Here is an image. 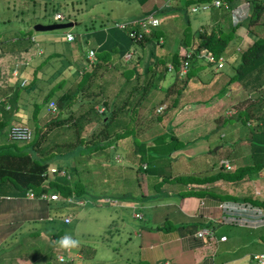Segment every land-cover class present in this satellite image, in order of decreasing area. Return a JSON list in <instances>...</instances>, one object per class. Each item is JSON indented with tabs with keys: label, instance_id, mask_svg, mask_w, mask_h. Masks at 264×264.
Masks as SVG:
<instances>
[{
	"label": "trees",
	"instance_id": "1",
	"mask_svg": "<svg viewBox=\"0 0 264 264\" xmlns=\"http://www.w3.org/2000/svg\"><path fill=\"white\" fill-rule=\"evenodd\" d=\"M56 1L60 3L59 1L61 0ZM139 1L144 3L146 0ZM218 1L219 3L215 4L214 0H185L183 3L169 0L166 4H162L161 6L155 5V7L147 9L145 13L153 12L159 15L163 11L186 13L188 9L194 13L201 8L203 10H209L211 13V21L209 26H194L192 31V27L186 25V23H189V20L186 22L184 17L178 21L182 23V27L178 29L176 37L172 39L170 37V33L173 32L171 29L172 32H168V39L164 34L162 26L164 25L165 29L169 26V24H165L164 22H160L158 26L153 27L151 33L145 35L140 40L135 41L125 35L128 39L127 46L130 44L133 45L134 51L131 57L135 58L134 56L138 55L134 60L136 64H134L133 59L130 60L131 57L128 59L121 58L123 52H120L118 48L113 46L109 50L101 48L97 53L94 51L92 55H89L88 51L83 58L86 60L85 63L80 61L82 64H77L75 67L68 63L67 68L71 67L69 71L72 72L74 78L69 81L65 90L57 95L58 89L64 85V82H67L64 71L66 61H61L62 67L52 76L54 83L51 82L49 84L48 93L41 101L42 105L47 104L50 100L55 101L58 106L56 113L51 114L53 117H49L46 122L42 123L39 117H36L40 109V102L34 101L32 103L34 110L32 113L36 124L33 126L32 138L26 141L11 140L0 136V183L7 182L14 188L15 194L19 195H25L29 190L34 191L36 194L54 191L63 199V202H57L59 206L70 207L71 212L73 209L74 213H72L75 216L76 211H79L80 208H74L72 207L73 205L102 204L98 199L101 196L86 197V183H90L92 179L95 182L97 181V177L106 175L108 178L111 177L113 181H118V185L122 189V180L128 173L126 174L124 171L118 170V166L122 168L123 163L122 161L118 162V158L114 157L116 153L113 156L114 159L111 160V166L91 165L94 164V161L97 159L96 157H98L97 155H100L98 152H104L106 147H117V139L132 136L135 141L132 144L131 154L133 156L135 155L134 157L136 159V164L133 167L136 166L134 169L137 173V184L140 186L145 185L148 180H144L143 176L148 166H155L154 156L161 153L163 155L170 154L188 142L179 135L187 123L184 124V121L174 123V119L172 120V117L170 118L177 107L178 101L182 97H185L182 106L188 102L197 106L198 104L201 105L204 103L212 104L217 101L218 97L224 96L225 91L232 89L234 85L246 87L245 81H247L251 82L252 88H260L264 84V34L256 36L251 43H248L243 48L240 45V48L237 49L240 51L232 49L235 48L234 44L241 36L239 32L240 28H242L241 22L243 19L238 20L235 24H232L231 21V16L234 19L233 9L240 0ZM45 2L50 1L46 0ZM68 2L69 0H67ZM249 2V23L252 24V22L254 23L260 20L254 29L258 27L264 29V0H249ZM30 3V7L33 8L38 1L31 0ZM0 4H2L1 0ZM204 5L206 6L203 7ZM193 6H196V8L192 9ZM6 7L8 6L6 5ZM56 8L60 9L59 12L62 13V20H64L65 13L62 11V6ZM69 16L70 13L68 15L66 14V18ZM224 20L227 22L226 27H224ZM188 27L191 28L188 29ZM115 29L123 33L122 30ZM28 34L29 32L27 31L25 34H21L22 36L18 39L30 37V34ZM134 45L136 47L140 46L139 49L141 51L136 53L138 49ZM157 46L162 48L156 49ZM186 46L194 47V55L190 60L185 52L181 51ZM201 48L209 51L212 59L207 60L205 56L198 59L196 53H200L203 50ZM82 52L80 51V53ZM55 53L60 58L62 57L60 56L61 50H57ZM229 56H232V61L227 59ZM220 57H222L224 62L222 66H218ZM186 59H188L186 61L187 69L184 75L181 76L180 70ZM138 63L141 64V72L137 71ZM43 64L44 61H42L41 66ZM226 65L232 66V73L228 72ZM115 69L120 71L124 76L122 85H126L128 80L133 78V84L130 90L122 98H117L118 92L110 96L107 93L105 94V85L103 82L106 83V78H104L103 82L100 81L104 71ZM203 73L207 75V79ZM168 78L169 83L167 88L161 87L163 85L162 81ZM122 85L120 88H122ZM153 90H156L157 95L163 92L164 95L160 100L161 102H164L167 98H172L170 105L161 114L157 113L156 107L154 109L152 106L153 97L151 94ZM55 95L57 96L54 99H50ZM261 98L250 100L248 105H245L244 108L239 110L237 119L225 117L227 120L223 122L225 123L228 119H234L244 121L249 126V130L245 136L240 138L242 139L240 142L249 146L252 155L251 164L246 165V167L243 166L244 169L241 172L240 169H242V166H237L233 169L231 165L230 168L225 169L222 165L221 170L207 176V179L222 178L225 180L239 181L246 177L245 173L247 171L249 172L247 176L254 178L257 171L264 168V94ZM243 101L245 102V100ZM256 101H258L257 111L259 113L256 116H250L247 110L248 106ZM225 105L221 104L219 106L223 107ZM2 106L0 104V111L4 108ZM100 106H103L104 110L99 111L98 108ZM144 109H146L149 115L146 118H150L153 121V128H151V123L143 127H137L140 121L145 122L144 119L140 120L141 117H139L141 114L139 111L141 110L142 112ZM168 118H170V123L164 125V122ZM249 119L253 121L251 122ZM198 121L193 122V125L201 124L203 130H208L205 121ZM90 122H95L94 128L88 134L87 132L81 134V130L85 129L86 125ZM8 125L9 121L7 118H0V134H3L8 128ZM159 125L168 127V130L157 133L150 142H147L148 140H138V132L144 130L155 131L154 129L160 128ZM220 125L222 126L223 124L220 123ZM57 126L64 128V131L72 127L75 128L74 132H70L69 135L72 139L76 138L75 142L68 140L59 144L56 142L55 137H51L46 143H42L44 133ZM95 126H98V128L96 129ZM57 134H59V131H57ZM49 144L52 145V148H49ZM54 151L55 153H51ZM70 151H74L75 153L70 154ZM117 152H120V155L127 157V159L134 158L126 155L128 152L123 151V149ZM90 153L91 155H89ZM53 154L54 156H52ZM81 155H87L86 163H84L85 166H82V168L77 165L79 159L76 158ZM74 157L76 160H72L74 169L71 172L64 167V164L60 160ZM53 162L56 163L58 171L51 172L49 170ZM63 168L67 172L60 175L59 171ZM85 175L89 177L88 182L87 178L85 179L84 177ZM57 176H62L63 180L60 182L55 181ZM154 176L158 177L159 175ZM191 177L193 175H184L181 178L188 181ZM74 179H76L74 184L70 185V180ZM202 179V182L208 181L205 180V177ZM69 195L72 196V201L65 202V198ZM114 197L115 195H110L104 199L106 202L113 201V203H116ZM78 200L82 201L79 203ZM250 201L253 203L258 202L257 200ZM261 204L264 205V202L261 201ZM72 218L68 223L72 221ZM68 223L64 222V224ZM59 235L58 230L51 237H55L56 239ZM71 259L66 260L62 256L55 263L73 264L70 261ZM75 261L77 263L79 261L81 262V260ZM42 264H49L48 260Z\"/></svg>",
	"mask_w": 264,
	"mask_h": 264
},
{
	"label": "crops",
	"instance_id": "2",
	"mask_svg": "<svg viewBox=\"0 0 264 264\" xmlns=\"http://www.w3.org/2000/svg\"><path fill=\"white\" fill-rule=\"evenodd\" d=\"M151 1H153V3L149 8L159 5L157 4V0ZM163 4H166V2ZM145 11H147V9L143 10L141 13H144ZM138 14L140 13L135 15ZM123 18H127V16H123L121 19ZM78 28H80V24ZM67 31L73 33L74 38L72 40L66 39V42L63 40L54 41L49 39V37L44 40L39 38L38 40L36 35H33L30 32V37H26L24 40L15 38L14 40H11V42H3L0 39V104L4 106L3 110L0 111V118H7L8 121H10L9 125L16 122L11 119L18 121V117L21 116L23 118L28 112L34 111L32 103L35 101L34 99L36 97L38 100L42 101L44 96L48 93L49 84L51 82L54 83V78H52V76L62 67L61 59H64L66 65H68V63H73L74 58H77L80 62L79 58L83 59L86 56V52L83 56V53H80V51H83V48L76 53L77 51H75V48L73 47L76 45H69L67 43L68 41H74L77 37L76 31L73 29H68ZM79 31L84 32L86 40H93L92 42H95L96 46H101L104 49L106 48V50H109L111 47L110 45L114 41L122 43L123 47L128 44V39L125 37V33H121L116 29L115 31L119 35L116 37L104 26L100 31L92 28H88V30L86 28L79 29ZM32 36L34 39H32ZM170 37L172 39L171 33ZM78 39L80 40V43H78L77 46L81 48V40H83L82 35H79ZM61 42L63 45H61ZM32 43H35L37 45L36 47L43 53L37 54V56L34 53L33 58L36 56L38 58L37 60L32 59L33 61H28L26 63L21 60L18 61V57H21V59L23 57L20 53L27 50L26 47L28 48ZM47 43L52 44L55 48H48ZM94 48L95 47L89 49ZM99 49H96L97 51L94 49L96 51L95 53H97ZM46 50L51 51L48 55L52 54L53 59L51 62H55V65L51 67L50 72L45 70L47 64L50 63L41 66L42 61L46 58ZM57 50H61V53H63L61 58L55 53ZM72 51L76 54H74V58ZM10 57H16L17 60L8 64L5 71L4 68L6 66H3L2 62H6ZM30 64L32 65L30 66ZM65 68L67 67L65 66ZM70 68H67V70ZM52 69L54 71H52ZM203 75L207 79V75L204 73ZM23 79H25V82L22 84ZM36 79L40 82L35 83ZM44 82L47 83V85L44 84ZM237 88L238 86H233V89ZM57 95L50 99H54ZM184 101L185 97H182L170 116V118L172 117V120L174 119V123L179 120L181 121L189 115L185 112H181L182 114L179 113V107L184 104ZM218 102L219 101L212 103L213 105L216 104L214 111L219 108ZM212 104L210 108L213 106ZM199 105L200 104H198V106ZM206 108H208V106L205 107V109ZM199 110H201V107H196L194 109V112L197 111L195 112L197 113L195 116L200 122L205 121L207 123L208 130H203L201 124L193 125V122L199 121H192L191 119L185 121L187 125L184 126L179 135L188 142L185 143L183 147L174 150L170 154L163 155L161 153L154 156L155 166H148L147 171H149H145L143 176L144 180H148L145 185L140 186L137 184V173L132 166L136 161L134 157L132 159H127L126 164L122 167V171L126 174L128 173L122 180V189L120 188V185H118V187H115L114 189H109L110 193H106L104 190L100 193L91 195V197L101 196L98 199L102 204H110L112 206L111 208L105 209V212L107 213L106 219L111 217V212L119 213L121 211L119 213V218L121 217L123 219L129 215V225L125 228L126 232L123 235V246L127 245L131 235L135 237V240H133L129 246L135 247L134 252L133 249H130V254L128 256L134 264H158L165 260H169L175 264H253V254L264 253V205L261 204V201L264 202V181L259 180V178H264V168L257 171L254 178H249L247 176L249 172L247 171L245 173L246 177L244 176L245 178L239 181L225 180L222 178L213 180L211 178L210 180L207 179V176L215 174L222 169L221 160L228 159L233 169L237 166H242V169H240L241 172L244 169L243 166L246 167V165L248 166L251 164L252 155L249 146L240 142L238 153L235 156L239 155L241 159L243 153H246L247 155L249 152L251 160L245 164H240V160L238 161L234 158L235 156H222L218 159L217 163L211 164V157L209 156L210 152H212V150L216 151L220 146L224 147V145L220 143L218 136L212 137V135H217V132H219V136H225L224 129L218 130L221 128L220 123L223 125L224 123L223 119L218 121L219 114L210 113L212 111H207L200 117ZM42 113H45L47 116V110L45 111L43 109ZM192 115L194 114H191L190 118ZM170 118L165 122L163 121L164 125L170 123ZM159 127L160 128L158 129H154L155 131L144 130L138 132V140H148L147 142H150L154 135L168 130V127L166 126L163 127L159 125ZM234 128L235 126L232 125L230 130L233 131ZM7 129L3 132L6 138H8ZM208 137H210V139ZM133 141L135 140L132 136H128L125 145H122V147L125 149L127 146L132 148V144H134ZM138 142L141 143L140 141ZM191 143L194 144L191 147H188ZM101 153L103 155L105 152ZM196 156H201L207 166L193 164V167L195 168L194 171L183 167L181 164V167L178 166L173 168L174 162L178 163V160L180 159H182V161H191L193 158H196ZM98 157L99 160L97 165L111 166V164L104 159L106 156H101V158L98 155ZM157 174L159 176L155 177L154 175ZM184 175H193V177H191L190 180L185 181L181 178ZM202 176L208 181L202 182ZM84 177L85 179L87 178L88 182L89 177L87 175ZM75 180L76 179L70 180V185H73ZM96 180L97 183L102 181L105 182V180H107L108 183H106V185L108 186L118 184V181H113L111 177L108 178L106 175L97 177ZM99 186L102 185L100 184ZM14 191V188L7 182L0 183V241H5L4 237L15 235L16 228L18 229L26 224L29 225L30 222L33 229H38L37 233L33 235L39 236L44 230L46 233H49V237H51L53 233L58 231L54 219H50L51 214L49 213L51 210H48V212L44 214L46 205L42 204L37 196L30 198L27 194L19 195L15 194ZM110 195H115L114 200L116 203H113V201H105L104 198ZM68 197L71 198L72 196L69 195ZM35 198L37 199L35 200ZM58 199L53 201L49 200L48 202H56ZM65 199V201H69L68 198ZM222 200L246 202L251 205V207L259 208L261 212H254L252 209H245L236 215V221H222L221 215L223 213L218 207V203ZM250 200H257L258 202L253 203ZM54 204L56 207L59 206L58 203ZM23 205L25 206V214L21 210ZM165 207L166 209L164 210ZM118 209L120 211H118ZM63 210V217L67 214H73L68 206H63ZM19 211H21L24 216L21 214L18 216ZM136 213H139V215H136ZM73 216L74 214L72 217ZM18 217H22L19 218L20 221L17 219ZM45 217L47 219H45ZM62 224H64L63 220ZM206 226L213 228L215 235L213 238H210L207 235H204L203 237L196 235L197 230ZM53 230L55 231L53 232ZM107 230L108 229L105 228L103 234ZM220 235H226V238L220 240ZM105 238L108 242L112 241L111 236ZM116 240H120V238ZM23 241L27 242L25 240ZM7 248L8 247H3L1 250L4 252L1 251V254L7 253ZM38 250V252H41L38 257L44 256V258L41 260L39 259L38 262L31 263L28 259L29 257H25L24 259L28 260L23 262H17L14 258L10 260L6 259L5 264H12L11 261H16L14 264H42L46 260H48L49 264H58L55 263L56 260L50 259V255H47L45 249L43 250V247ZM59 256H63V254L61 253ZM70 259L73 264H82V262L77 263L73 257H70Z\"/></svg>",
	"mask_w": 264,
	"mask_h": 264
},
{
	"label": "rangeland",
	"instance_id": "3",
	"mask_svg": "<svg viewBox=\"0 0 264 264\" xmlns=\"http://www.w3.org/2000/svg\"><path fill=\"white\" fill-rule=\"evenodd\" d=\"M1 1L4 6L0 4V39L3 42L5 41L11 42V40H14L15 38H20V36H22L21 34L23 33L25 34L27 31L33 35L35 34L38 40L39 38L41 40H44L49 37V39H52L54 41L63 40L64 42H66V35H64L65 32L68 29H73L74 31H76L77 37L74 41H68L67 43L69 45H76V46H73L75 48V51H77L76 53H78V51H80L82 48L84 52H88L89 48H93V47H95L94 48L95 50L102 48L101 46H96L95 42H92L93 40H90V41H88L89 39L86 40V37H84L85 36L84 32L79 31V29L86 28L88 30V28H92V29H97L98 31H100V29H102L104 26L106 29H109L115 35V37L119 36L118 33L115 31V28H118V27L115 26L114 22L125 19V18L121 19L123 16H127L128 18L131 15L141 13L143 12V10L148 9L153 3V1L151 0H148L145 3H141L139 0H69L68 3H67V0H61L59 1L60 3H58V1L56 0H49L50 2H45L46 0H36V2L38 1V3H36L34 7L31 8L30 7L31 0L29 1L28 0H1ZM157 1H158L157 4H159L158 6H161L164 2H168L169 0H157ZM175 1L179 3H183L185 0H175ZM6 5L8 7H6ZM58 6H62V11L65 13V16L66 14L68 15L70 13V16H69L70 18L69 19L66 18V19L67 20L74 19L73 21H76L75 24L67 28H58V29H53V30H48V31H36L33 28V25L36 22L48 23V22L61 21V20H55L53 16L56 11L60 10L59 8H56ZM202 10L203 9L199 8L198 11L194 13H192L189 9L186 11V13H181V12H176V11L160 12L159 13L160 22L169 24L168 28L166 29L164 25L162 26L166 38L167 39L169 38L168 32H172V31H173L171 33L172 38L176 37L178 29L182 27V23L178 21H180L184 17H185L186 22L189 20V23H186V25L191 26L192 31H193L194 26H199V25L209 26L210 21H211V13L209 12V10H203V11ZM245 13L246 11L242 12V14L240 15V17H244L241 22L242 28H240V32H239L241 33V36L235 42L234 44L235 48H232V49L237 50L240 48V45L243 48L248 43H251L256 36L264 34V29L260 27L254 29L255 25L259 24L258 22L260 20H257L254 23L252 22V24H250L249 18H248L250 14V10L248 11L247 16H245ZM231 21H232V24H235L238 21V19L237 18L233 19L231 16ZM223 23H224V27H226L227 22L224 20ZM79 24H80V28H78ZM191 27H188V29H190ZM79 35H82L83 40H86V41L81 40V44H82L81 48L77 46L78 43H80V40L78 39ZM125 35L127 34L125 33ZM21 40H24V38H21ZM47 45H48V48H55L52 46V44L47 43ZM61 45H63L62 42H61ZM36 46L37 45L35 43H32L28 48H26L27 50L22 51L20 55L22 54L23 57L22 59L21 57H18V61L20 60L25 61L26 63L28 61H33L32 59L37 60L38 59L36 57L37 54H41L43 52ZM110 46L119 48L118 50H120V52H123L122 57H121L123 59L125 58L126 51H129V50L134 51L133 45L131 44L129 46L123 47L122 43L114 41ZM136 48L138 49L136 53L141 51V49H139L140 46ZM161 48L162 47H159V46L156 47V49H161ZM237 51H240V50H237ZM50 52L51 51L49 50L45 51L46 58L44 60V64L50 63V64H47V66L45 67V70H47L48 72H50L51 67L55 65V62H51L53 59V55L52 54L48 55V53ZM34 53L36 56L33 58ZM74 54L75 53L73 52V58H74ZM62 55L63 53L60 54V56ZM136 56L138 55H135L134 56L135 58L131 57L130 60L133 59L134 61L136 59ZM231 58L232 56H229L227 59H229V61H232ZM79 59L83 63L86 62L85 59H81V58ZM16 60H17L16 57H10L6 60V62H2V65L6 66L4 68L5 71L8 67V64ZM60 61H65V60L61 59ZM81 62H79L77 58H74L72 65L75 67L77 64H82ZM134 64H136V62ZM31 65L32 64H30V66ZM226 68H228L229 73H232V66L230 67L229 65H226ZM137 69H138L137 71L141 72L140 63H138ZM52 71L54 70L52 69ZM64 71H65L67 82H64V85L60 89H58L57 94L62 93V91L65 90L66 86L69 84V81H71L72 78H74L72 72L67 70V68L66 69L64 68ZM104 78H106V83L103 82ZM132 80L133 78H130V80H128L126 85H122L124 81V76L120 73V71L116 69L104 71L102 77L100 78V81H102L103 84L105 85V94L107 93V95L110 96L118 92L117 98L118 97L122 98L123 96H125L128 90H130L133 84ZM37 82L39 83L40 81L36 79L35 83ZM168 83H169V78L167 80L162 81L163 85H161V87L167 88ZM44 84L47 85V83L45 82ZM245 84H246V87L238 85L237 89H233V88L228 89L225 91L224 96L218 97L217 98V101H219L218 105H221V104H226V105L223 107L218 106L219 108L216 111H214L216 104L210 108L211 104H207V103L201 104V106L190 104V102L186 103V105L180 108L179 113L185 112L186 114H189V115H187L181 121L180 120L176 121V123L184 121V124H185L186 123L185 121H188L190 119L192 121H198L195 116V114H197L195 112L197 111L194 112V109L196 107H201V110H199L200 117L203 116L207 111H212L210 113L219 114L218 121H221L220 119H223V122L227 120V119H224V117L226 118L230 117V118L237 119L239 110L244 108L245 105H248L250 100L252 101L255 99H259L264 94V84L260 86V88H252L251 82L245 81ZM121 85H122V88H120ZM235 87H237V85H235ZM151 95L153 97L152 99L153 102L151 101L153 103L152 106L155 109V107L158 104H160L159 102H161L160 100L164 94L163 92H161L160 94L157 95L156 90H153ZM261 99L263 100V98ZM34 100L38 103L40 102L39 103L40 110L38 111L36 117H39L42 123L46 122L49 117H53V115H51V113L48 112L47 104H45V106L42 105L41 101L38 100L37 97ZM171 100L172 98H167L164 102H161V103L165 104L166 107H168L170 105ZM243 100H245V102ZM257 102L258 101L248 106V111L250 113L249 114L250 116H253V115L256 116L259 113L257 111V105H258ZM207 106L208 108L205 109V107ZM226 106L228 107L225 108ZM43 109L45 111L47 110V116L45 115V113H42ZM98 109L99 111H101L102 109L104 110V107L100 106ZM139 112L141 113L139 116L141 117L140 120L144 119L145 122L140 121L137 127L138 128L139 126L143 127L145 125H148L149 123H151L150 125L152 126L153 121H151L150 118H146L149 116L146 112V109H144L142 112L140 110ZM191 114H194V115H192V117L190 118ZM11 120H14L20 123H25L29 125L32 129H33L34 124H36V122H34L35 118H33L32 112H28L27 114L24 115L23 118L21 116L18 117V121L15 119H11ZM249 121L252 122L253 120L249 119ZM94 123L95 122L88 123L85 129L81 130V134L83 133L85 134L86 132L88 134L94 128V125H95ZM232 125L235 126L233 131L230 130ZM153 127L154 126H152L151 128ZM95 128L97 129L98 126H95ZM220 129H224L225 136L221 137L219 136V132H217V135H214V136L212 135V137L218 136V138L220 139V143L223 144L224 147L220 146L216 151L212 150V152H210L209 156L211 157V164L217 163L218 159L222 156H228V157L235 156L238 153V150H239L238 147H240V141L242 140L240 138L246 135V132L249 130V126L244 121L228 119V121H226L224 125H222L221 128H219L218 130ZM64 130H65L64 128L59 127V126L51 128L49 131L44 133V138L42 140V143H46L48 139L51 137H55L57 140L56 142H58L59 144H61L63 141H68V140L71 142L72 141L75 142L76 138L72 139L69 136L70 132H74L75 128L72 127V128L66 129V131ZM57 131H59V134H57ZM0 136L5 137V135L2 133L0 134ZM208 138L210 139V137ZM127 139H128V136L117 139V147H114V148L106 147L104 150L105 153L103 155L101 152H98V154H100L99 156L100 157L106 156V158L104 159L108 161L109 164L112 165L111 160L114 159L113 156L116 153L115 154L116 156L114 157L118 158L119 160L118 162L122 161L123 163L122 165L124 166L126 164L127 157L121 156L120 152H117V151H119L120 149H123L124 151L128 152L129 156L134 157L131 154L132 148H130L129 146H127L126 149L122 147V145L123 146L125 145V141ZM193 144L194 143H191L188 147H191ZM49 148H52L51 144H49ZM56 151L58 150L56 149ZM51 153H55V151ZM71 153L74 154L75 152L70 151V154ZM89 155H91V153ZM52 156H54V154ZM86 156L87 155H84V156L81 155L79 157L78 156L76 157L77 159H79L77 165H79L80 168H82V166H85L84 163H86ZM76 158L75 157L67 158L66 160H60V162L64 164V167H66V169H69L72 172L73 171L72 169H74V167L72 166V160L74 161L76 160ZM96 158L97 159L94 161V164H92L91 166L98 163L99 157H96ZM234 158H236L238 161L240 160L239 161L240 164H245L246 162L251 160L249 152L247 155L246 153H243V156H241V159L239 155L235 156ZM193 160L182 161V159H180L178 160V163L176 162L173 163V168L178 167V166L181 167V165H183V167L194 171L195 168L193 167V164L207 166L206 162L201 156H196V158H193ZM134 164H136V161ZM134 164H132V166H134ZM52 166L57 167L55 162L52 163ZM66 169H65V173L67 172ZM118 170L122 171L121 166H118ZM62 180H63L62 176H57L55 181L60 182ZM259 180L264 181V178H259ZM81 182L83 183V181ZM106 183H108L107 180H105V182L102 181L100 183H97V181L94 182L93 179L90 181V183H86V189H87L85 192L86 197L91 196L93 194L100 193L104 190L106 193H110L109 189H114L115 187H118V184L113 185V186H108L106 185ZM100 184L102 186H99ZM36 199L37 198H35V200ZM40 200L42 204L46 205L44 214H46L48 210L49 211L51 210V212L49 213L51 214L50 219L51 220L54 219V222L56 223V228L58 227V230L60 231V235L58 236V238H56L57 240L55 239V237L54 238L49 237L50 236L49 233H46V231L44 230H43V233H40L39 236L33 235L37 233L38 229H33L31 226L32 225L31 222L29 223V225L28 224H26L25 226L22 225L20 228L15 229V232H16L15 235H11L10 237L9 236L4 237L5 241H0V264H5L6 259L10 260L12 258H14L17 262H23L28 259L31 260V263L38 262L39 259L41 260L44 258V256L38 257V255L41 254V252H38L39 251L38 249H41L42 247H43V250L45 249V252L47 253V255H50L51 260H57L59 258V255L62 253L63 257L66 260H69L70 257H73L75 258V260L77 259V261L81 260L82 264H134L128 258V256L130 254V249H133V252H134L135 247L133 246L129 247V246L131 245L133 240H135V237L131 235V238L127 242V245L123 246V235L126 232L125 228H127V226L129 225V219H130L129 215H127L124 219L121 217L119 218V213L121 211L118 209V211L120 212L119 213L111 212V217L108 218L109 219L108 220L106 219L107 213L105 212L106 211L105 209L111 208L112 206L110 204H101V205L88 204L85 206L73 205L72 207L78 208V209L80 208V210L76 211L77 213L72 218V221L70 223L62 224L63 215H64L63 205L56 207L54 206L55 205L54 203L60 202L63 199L59 197L58 201L56 202H48L47 200H43V199H40ZM78 201L81 202V200H78ZM65 202H68V201H65ZM165 209L166 207L164 208V210ZM21 210L24 212V214L26 213L24 205L22 206ZM72 212H73V209H72ZM20 214L22 215L21 211H19L18 216ZM40 214H43V213H40ZM19 218H22V217H18L17 219ZM41 219H44V218H41ZM45 219L47 218L45 217ZM105 228H107L108 230L103 234V231L105 230ZM54 231L55 230H53V232ZM109 236H111L112 238V241L110 242H108L105 238ZM118 238H120V240H116ZM23 240L27 242H24ZM62 241H66V243H62ZM3 247H8L7 248L8 250H6L7 253L1 254L2 252H4L1 250ZM25 257H29V258L24 259ZM16 261L14 262L11 261V263L14 264L16 263Z\"/></svg>",
	"mask_w": 264,
	"mask_h": 264
},
{
	"label": "built area",
	"instance_id": "4",
	"mask_svg": "<svg viewBox=\"0 0 264 264\" xmlns=\"http://www.w3.org/2000/svg\"><path fill=\"white\" fill-rule=\"evenodd\" d=\"M215 4H218L219 1L218 0H214ZM249 0H240L237 2L235 8L233 9L234 12V19L237 18L238 20L244 18V17H240V15L242 14V12L246 11L245 16L248 14L249 9ZM206 5H204L203 7H205ZM196 6H193L192 9H195ZM63 17L62 13H60L59 11L55 12L54 14V18L56 20H60ZM159 18L153 14H148L142 17H138L136 19H132V20H127V21H116L115 25L117 27L120 28H124L126 29V32L128 34V36L132 39V40H140L142 39L145 35H148L151 33V30L153 27L157 26L159 24ZM66 35V39L68 40H72L74 38L73 33L66 31L65 32ZM32 39H34V37L32 36ZM94 53L93 49L89 50V55H92ZM185 54L187 57H192L194 55V50L193 49H189L187 51H185ZM132 55V51H126L125 54V59H128L130 56ZM196 56L198 57H203L205 56L207 58V60L212 59V55L209 51H206L205 49H203L200 53H196ZM188 59L184 60V65L182 67V69L180 70V75H184L186 69H187V61ZM223 64V59L222 57L219 58V62H218V66H221ZM25 79L22 80V83H24ZM164 104H160L157 107L158 111H162L164 108ZM47 108H48V112H50L51 114H55L57 111V105L55 103V101L50 100L47 104ZM33 135V129L25 124V123H19V122H14L11 123L10 126L7 129V137L11 140H29L32 138ZM221 164L226 168H230L231 164L229 162L228 159H223L221 160ZM49 170L51 172H55L58 171V168L55 166H50ZM65 173V169H61L59 171L60 175H63ZM264 173V170H263ZM27 196L30 198L33 197H38V199H43V200H47V201H53L59 198V196L57 195L56 192H40L39 194H36L34 191L29 190L27 193ZM69 199V201H71V198L66 197ZM82 201V200H81ZM80 203V201H78ZM218 207L222 210V215H221V220L222 221H236V218L238 215V213H241V211L248 209V210H253L254 212H261L259 208L256 207H251V205H249L246 202H237V201H232V200H222L221 202L218 203ZM251 212V213H254ZM136 215H139V213H136ZM256 216V215H255ZM72 218L71 214H67L63 217V221L65 223H68ZM196 235L199 237H203L204 235L209 236L210 238H213L214 235V231L213 228L211 227H202L201 229L196 231ZM226 238V235H220L219 239L220 240H224ZM60 258L62 256H59ZM253 264H264V253H255L253 254ZM158 264H175L169 260H165L162 261L161 263Z\"/></svg>",
	"mask_w": 264,
	"mask_h": 264
},
{
	"label": "water",
	"instance_id": "5",
	"mask_svg": "<svg viewBox=\"0 0 264 264\" xmlns=\"http://www.w3.org/2000/svg\"><path fill=\"white\" fill-rule=\"evenodd\" d=\"M74 25L73 20H67V21H59V22H36L33 25V28L36 31H48V30H53V29H58V28H67L71 27Z\"/></svg>",
	"mask_w": 264,
	"mask_h": 264
},
{
	"label": "clouds",
	"instance_id": "6",
	"mask_svg": "<svg viewBox=\"0 0 264 264\" xmlns=\"http://www.w3.org/2000/svg\"><path fill=\"white\" fill-rule=\"evenodd\" d=\"M57 12V11H56ZM55 14V13H54ZM148 14H153V15H155V16H157L158 18H159V20H160V17H159V15L158 14H156V13H153V12H149V13H140V14H138V15H135V16H132V17H128V18H125V19H123V20H119V21H127V20H132V19H136V18H138V17H142V16H145V15H148ZM54 16V15H53ZM70 17H68L67 19H69ZM55 19V18H54ZM63 19V17L60 19L61 21H67V19H66V16H64V20H62ZM243 19V18H242ZM56 20V19H55ZM75 22L76 21H74V24H75ZM114 24H115V22H114ZM159 24H160V21H159ZM158 24V25H159ZM157 25V26H158ZM116 26V25H115ZM156 27V26H155ZM119 29H121V30H123L126 34H127V32H126V29H124V28H120V27H118ZM152 31V30H151ZM68 32H70V31H68ZM74 35V34H73ZM128 35V34H127ZM189 49H193L194 50V47H190V46H186L185 48H182L181 49V51H183V52H185V51H187V50H189ZM201 49H204V48H201ZM90 50V49H89ZM88 50V51H89ZM94 50V49H93ZM132 53H133V51H132ZM132 56V55H131ZM130 56V57H131ZM129 57V58H130ZM198 59H200V58H203V57H198V56H196ZM191 58V57H190ZM190 58H189V60H190ZM125 59V58H124ZM224 63V62H223ZM223 65V64H222ZM221 65V66H222ZM25 82V81H24ZM23 84V83H22ZM48 104V103H47ZM160 104H163V103H160ZM160 104H158V105H160ZM158 105L156 106V112L157 113H163V111H164V109L166 108V105L164 106V108H163V110L162 111H158L157 110V107H158ZM20 123V122H19ZM10 126V125H9ZM226 169V168H225ZM57 200V199H56ZM62 243H66V241H62Z\"/></svg>",
	"mask_w": 264,
	"mask_h": 264
}]
</instances>
